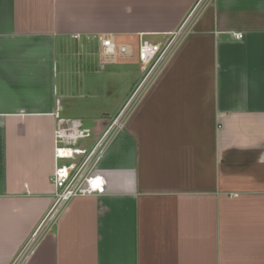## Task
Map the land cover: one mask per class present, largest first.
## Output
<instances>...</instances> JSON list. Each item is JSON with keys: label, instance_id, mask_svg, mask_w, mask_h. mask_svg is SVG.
Segmentation results:
<instances>
[{"label": "crops", "instance_id": "obj_1", "mask_svg": "<svg viewBox=\"0 0 264 264\" xmlns=\"http://www.w3.org/2000/svg\"><path fill=\"white\" fill-rule=\"evenodd\" d=\"M195 2L0 0V264L54 203L57 132L89 128L63 140L91 147L141 76L112 111H66L88 69L71 42L162 40ZM96 172L106 195L67 202L26 264H264V0L200 11Z\"/></svg>", "mask_w": 264, "mask_h": 264}, {"label": "built area", "instance_id": "obj_2", "mask_svg": "<svg viewBox=\"0 0 264 264\" xmlns=\"http://www.w3.org/2000/svg\"><path fill=\"white\" fill-rule=\"evenodd\" d=\"M211 1L197 0L178 28L165 34L162 40L151 42L140 38L137 52L141 70L140 79L118 111L108 118L91 147L78 148L67 145V141L63 140L89 139L93 135L89 128L80 125L75 128H67L63 133L57 132L59 141L54 150L55 159L75 161L74 159L79 158V160L70 162L68 165L56 164L52 176L55 187L54 203L12 264L28 262L37 251L42 239L51 231L57 213L67 202L74 198L106 195V178L96 172L98 162L115 136L124 129L139 100L173 57L182 39L190 31L197 15ZM240 36L237 34L235 37L239 38ZM96 41L100 70L117 60H126L133 56L130 45L116 44L111 36L98 35Z\"/></svg>", "mask_w": 264, "mask_h": 264}, {"label": "rangeland", "instance_id": "obj_3", "mask_svg": "<svg viewBox=\"0 0 264 264\" xmlns=\"http://www.w3.org/2000/svg\"><path fill=\"white\" fill-rule=\"evenodd\" d=\"M197 1V0H196ZM147 40L151 42L159 41L160 38L157 37H150L147 38ZM116 44H126L131 45L132 47V59L131 60H117L114 64L106 65L103 70H100L98 68L99 65V57H98V44L96 42H91L87 45H84L80 51L81 54L75 55L76 51V43L71 42L73 48L72 52L74 56L72 57V63L73 65H85L88 69L86 71L85 76L81 78L79 75H74V78L77 81L82 80L83 81V87L75 88V93L78 95H82L81 98L75 99V100H69L66 104V111L70 109L69 111L86 115L87 117L91 115L93 116H100L101 112H109L114 110L117 105L120 103V100L123 98L127 86L129 82H131L139 73L140 65L137 58V52H138V38L137 37H130L123 39H116ZM80 47V46H79ZM114 67L116 69V72L123 71V72H132L127 73L123 77L117 78V76L109 75L108 74V68ZM93 82L96 84V86L92 87L89 86V82ZM70 86H74V84L71 82ZM68 92H72V87L68 89ZM94 94L96 95V98L94 99H88L86 98V94ZM73 93V94H75ZM73 103H75V106H73ZM107 120L109 117H105ZM90 121L87 123V126H89ZM79 158L76 159L77 162ZM70 162L64 161V163L59 164H65L68 165Z\"/></svg>", "mask_w": 264, "mask_h": 264}]
</instances>
